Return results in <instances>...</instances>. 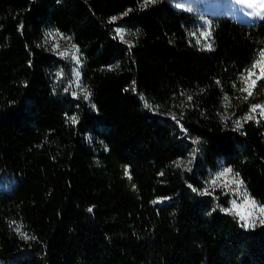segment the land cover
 Instances as JSON below:
<instances>
[{"label": "trees", "instance_id": "1", "mask_svg": "<svg viewBox=\"0 0 264 264\" xmlns=\"http://www.w3.org/2000/svg\"><path fill=\"white\" fill-rule=\"evenodd\" d=\"M261 51L264 14L0 0V264H264V224L224 211L264 205Z\"/></svg>", "mask_w": 264, "mask_h": 264}, {"label": "rangeland", "instance_id": "2", "mask_svg": "<svg viewBox=\"0 0 264 264\" xmlns=\"http://www.w3.org/2000/svg\"><path fill=\"white\" fill-rule=\"evenodd\" d=\"M170 1L173 3L175 7L179 9L188 10L189 12L197 16L205 17V14H209L211 16V15H215L216 13H220L226 16H230L239 22H243L247 24L257 22L262 18L264 14V11H261L259 8L252 9L247 7V3L253 2V0H246L245 3H241L240 0H170ZM257 12H260V14L257 15L256 14ZM125 43H127L126 40ZM50 45H52L53 47L55 46L60 47V49L64 53V61L67 65H69L72 60H77V51L75 47H73L65 39L59 40L58 38H51ZM74 56L76 57V59H73ZM61 78L62 79L65 78V81L61 80L62 85L66 86L65 90L67 92H71L72 91L70 88L71 83H70V78H68V75L61 76ZM166 115L174 119L177 123H180L179 120L180 114L176 110H173L167 113ZM243 200H244V196L241 199V201H236L237 205L238 206L241 205ZM256 204L259 205L257 202ZM232 207L233 205L231 201L227 209H231ZM262 217L263 216L257 214L253 218L255 221L254 223H260Z\"/></svg>", "mask_w": 264, "mask_h": 264}, {"label": "snow or ice", "instance_id": "3", "mask_svg": "<svg viewBox=\"0 0 264 264\" xmlns=\"http://www.w3.org/2000/svg\"><path fill=\"white\" fill-rule=\"evenodd\" d=\"M155 0H145V4L148 3H154ZM241 3H245L246 0H240ZM248 8L257 9L259 8L261 11H264V0H253V2L247 3ZM257 15L260 14V12L256 13ZM117 35L123 38L122 33L118 31ZM204 37H207L210 35V33H202ZM61 55H64V53H60ZM73 59H76L74 56ZM257 69H259V72L257 73ZM251 77H255L257 80L264 78V51H261L258 54V59H256L253 64L251 65L250 69L247 71V75L242 78V83L245 85V87L241 88L242 92H247L248 96L252 95V92L250 91V88L254 86L255 80H251ZM88 94L85 93V98L87 99ZM227 99V97L225 98ZM147 106V105H146ZM260 110V115L264 117V106L262 105H255L252 107L251 112L255 113L257 109ZM73 122H75V118H72ZM255 119L253 115H249L245 117V120H252ZM237 127H240L239 123H237ZM229 174H232L231 168H226L220 173L217 174L216 178L211 181V184L215 185L218 180H220L222 177H226ZM239 174H232V181L236 183L237 185V191L239 190L240 186L243 184V181L239 180ZM227 187L228 185L225 184ZM193 191H196V189H193ZM201 195L207 194L206 192H201ZM244 196V200L241 205H237L236 201H232L233 207L231 209H225L224 211L236 215L241 221H244L245 226H254V217L259 214L261 216H264V205H257L254 200H251L247 193L242 194ZM91 211V209H89ZM261 224H264V219L260 220ZM25 239H28L29 237L26 234H23Z\"/></svg>", "mask_w": 264, "mask_h": 264}]
</instances>
